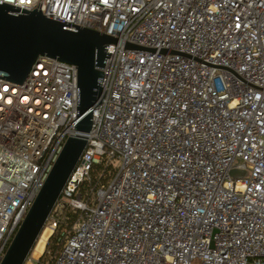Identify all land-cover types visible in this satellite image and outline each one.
Masks as SVG:
<instances>
[{"label": "built area", "instance_id": "built-area-1", "mask_svg": "<svg viewBox=\"0 0 264 264\" xmlns=\"http://www.w3.org/2000/svg\"><path fill=\"white\" fill-rule=\"evenodd\" d=\"M0 2L118 38L48 220L76 217L36 264H264V0ZM78 101L77 66L57 57L0 74V262Z\"/></svg>", "mask_w": 264, "mask_h": 264}, {"label": "water", "instance_id": "water-1", "mask_svg": "<svg viewBox=\"0 0 264 264\" xmlns=\"http://www.w3.org/2000/svg\"><path fill=\"white\" fill-rule=\"evenodd\" d=\"M112 34L47 16L41 9L0 2V74L22 82L39 55L77 66L79 101L76 131L66 138L33 204L9 243L0 264H25L87 146L93 108L103 95L102 77ZM127 46L142 47L130 43ZM241 171L233 169L234 175Z\"/></svg>", "mask_w": 264, "mask_h": 264}, {"label": "trees", "instance_id": "trees-1", "mask_svg": "<svg viewBox=\"0 0 264 264\" xmlns=\"http://www.w3.org/2000/svg\"><path fill=\"white\" fill-rule=\"evenodd\" d=\"M101 164H96V168L100 167ZM76 217V212L73 210L72 207H64L62 212L59 214V222L58 226L55 229V231L52 233L50 238L48 239L46 249L44 253L41 255L39 258L40 261H45L46 259H50L52 262L53 260L51 259V255L54 254V252L59 248V234L61 232V229L66 226L68 223H71Z\"/></svg>", "mask_w": 264, "mask_h": 264}, {"label": "bare ground", "instance_id": "bare-ground-1", "mask_svg": "<svg viewBox=\"0 0 264 264\" xmlns=\"http://www.w3.org/2000/svg\"><path fill=\"white\" fill-rule=\"evenodd\" d=\"M45 228H46V226L44 227L42 233L39 236V239H38L35 247L32 250L33 256H35V257H40L43 254V252L46 249L48 239L52 235V230H50L49 228H46V229Z\"/></svg>", "mask_w": 264, "mask_h": 264}, {"label": "rangeland", "instance_id": "rangeland-1", "mask_svg": "<svg viewBox=\"0 0 264 264\" xmlns=\"http://www.w3.org/2000/svg\"><path fill=\"white\" fill-rule=\"evenodd\" d=\"M120 164V161H117V165ZM46 228H49L50 230H52L53 233V228H52V220H48L47 224H46ZM45 228V229H46ZM44 253V252H43ZM41 257V256H40ZM40 257H35L33 256V252H31L30 254V258L27 261V264H36V260H38ZM38 258V259H37ZM32 262V263H31Z\"/></svg>", "mask_w": 264, "mask_h": 264}]
</instances>
